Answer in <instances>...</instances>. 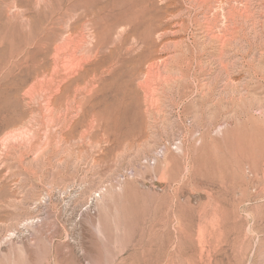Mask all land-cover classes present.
Wrapping results in <instances>:
<instances>
[{"label":"rangeland","instance_id":"374dc122","mask_svg":"<svg viewBox=\"0 0 264 264\" xmlns=\"http://www.w3.org/2000/svg\"><path fill=\"white\" fill-rule=\"evenodd\" d=\"M0 264H264V0H0Z\"/></svg>","mask_w":264,"mask_h":264}]
</instances>
